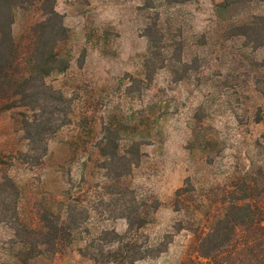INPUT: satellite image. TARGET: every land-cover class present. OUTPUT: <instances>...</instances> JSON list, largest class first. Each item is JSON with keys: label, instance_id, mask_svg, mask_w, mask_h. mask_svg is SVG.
Listing matches in <instances>:
<instances>
[{"label": "rangeland", "instance_id": "rangeland-1", "mask_svg": "<svg viewBox=\"0 0 264 264\" xmlns=\"http://www.w3.org/2000/svg\"><path fill=\"white\" fill-rule=\"evenodd\" d=\"M168 1L56 0L69 33V68L45 81L65 96L70 122L48 140L43 163L0 164V177L5 171L25 191L23 216L36 201L55 212L60 204L54 199L73 206L71 242L52 259L32 264H113L80 252L101 230L123 233L127 227L126 219L115 217L119 210L111 200L117 195L107 193L118 188L107 186L108 171L91 145L103 136V123L123 128L122 145L140 142L139 163L125 177L126 198L135 192L159 203L136 235L144 247L165 251L133 264H181L193 243L185 228L188 219H201L247 172L256 171V163L261 165V47L254 45L253 34L245 39L223 31L252 16L261 25L264 0H236L222 12L215 5L224 0ZM35 17L17 11L13 36ZM154 21L164 33L161 44L171 45L167 57L182 47L181 54L172 53L182 65L173 59V72L166 62L146 85L135 79L144 77V29ZM178 76L182 80L175 81ZM22 135L14 111L0 113V152L24 150ZM186 182L195 189L190 207L176 210L175 191ZM10 235L0 224V264H21L10 258Z\"/></svg>", "mask_w": 264, "mask_h": 264}, {"label": "trees", "instance_id": "trees-1", "mask_svg": "<svg viewBox=\"0 0 264 264\" xmlns=\"http://www.w3.org/2000/svg\"><path fill=\"white\" fill-rule=\"evenodd\" d=\"M187 0H169V3H183ZM249 2L252 0H248ZM263 1V0H256ZM236 0H224L215 5L218 12L226 11ZM56 0H0V113L12 112L23 132L26 141L24 150L7 154L0 152V164L8 166L14 162L37 166L43 163L48 154V140L62 126L70 122L68 102L60 90L48 85L46 77L54 72H64L69 68V54L66 45L69 40L68 28L63 16L55 9ZM17 11L36 16L23 32L15 38L12 26ZM259 17L228 25L224 35L231 34L240 38L255 36L254 45L261 47V120L264 117V16L261 25ZM147 56L144 60L145 73L142 80L147 85L153 80L157 69L164 68L166 62L173 67L175 56L182 53V47L168 55V47L161 44L164 33L154 21L146 25ZM157 36V37H154ZM179 56V55H178ZM179 58V57H178ZM177 65L182 60L176 59ZM182 80L178 76L175 81ZM257 115V112L255 113ZM255 117V121H259ZM94 126V125H93ZM103 136L91 142L97 156L102 158L103 168L108 173V187L116 186L115 191L107 193L113 197V206L119 210L115 217L124 218L126 230H101L81 249V254L97 262L113 264H133L145 257L159 255L165 249L144 247L138 241L136 232L147 223L150 214L159 205L156 198L148 199L141 194L126 198L125 177L132 166L139 163L140 142L132 141L122 145L121 126L108 121L103 123ZM137 130L140 124H137ZM91 131V127H89ZM88 142V141H87ZM261 165L256 171L246 173L237 181L227 197L204 211L201 219L190 217L185 228L191 230L193 243L181 264H264V135H262ZM5 155V156H4ZM105 165V166H104ZM253 172V173H252ZM185 183L175 191L176 210L189 208L188 197L195 189ZM24 189L7 173L0 177V224L11 230L7 240L10 258L21 264H32L38 259H52L63 246L71 242L70 225L71 202L58 201L59 210L39 201L33 202L30 214L23 216L20 201ZM115 194V195H114ZM200 204V203H199ZM73 207V206H72ZM199 208H204L200 207ZM200 209H195L198 211ZM117 212V211H116ZM73 224V223H72ZM10 259V260H11ZM4 264V263H3Z\"/></svg>", "mask_w": 264, "mask_h": 264}]
</instances>
